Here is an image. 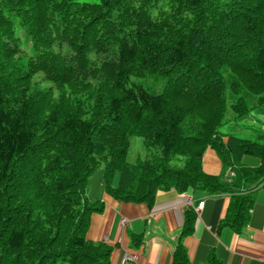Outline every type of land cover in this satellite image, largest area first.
I'll use <instances>...</instances> for the list:
<instances>
[{"label":"trees","instance_id":"trees-1","mask_svg":"<svg viewBox=\"0 0 264 264\" xmlns=\"http://www.w3.org/2000/svg\"><path fill=\"white\" fill-rule=\"evenodd\" d=\"M131 136L150 150L133 164ZM207 148L222 175L203 171ZM101 165L117 201L227 194L219 228L247 225L264 187V0H0V264H110L86 238ZM196 218L172 264H192Z\"/></svg>","mask_w":264,"mask_h":264},{"label":"crops","instance_id":"crops-1","mask_svg":"<svg viewBox=\"0 0 264 264\" xmlns=\"http://www.w3.org/2000/svg\"><path fill=\"white\" fill-rule=\"evenodd\" d=\"M242 163L250 168L261 164L253 156L243 157ZM202 169L210 176L225 172L211 148L204 153ZM91 197L104 204V211L91 216L86 238L112 248L110 264H172L190 209L197 218L192 234L183 242L192 264H205L211 256L221 264H264V187L257 191L248 223L239 233L230 227L219 228L231 203L227 194L210 195L191 188L181 193L172 188L158 192L152 208L145 203L117 201L103 187ZM135 235L143 240L138 247L132 242Z\"/></svg>","mask_w":264,"mask_h":264},{"label":"rangeland","instance_id":"rangeland-1","mask_svg":"<svg viewBox=\"0 0 264 264\" xmlns=\"http://www.w3.org/2000/svg\"><path fill=\"white\" fill-rule=\"evenodd\" d=\"M89 2H96L99 0H85ZM249 122V121H248ZM139 144V148H136L135 146ZM150 150H148L144 143L143 139L139 136H131L130 137V148L128 151V155L126 157L127 162L129 163H135L136 160L138 159H145L147 156H149ZM184 164V158L181 156H177L170 162V167L175 168V167H182ZM104 166L101 165L99 169L94 171V173L90 177L89 185H88V195L91 197V195H96V193H101L102 192V187H103V176H104ZM119 174L120 172L118 170H115L113 173V181L114 183L117 184L119 180ZM115 184V185H116ZM94 192V193H93Z\"/></svg>","mask_w":264,"mask_h":264},{"label":"built area","instance_id":"built-area-1","mask_svg":"<svg viewBox=\"0 0 264 264\" xmlns=\"http://www.w3.org/2000/svg\"><path fill=\"white\" fill-rule=\"evenodd\" d=\"M231 175H233V174H231ZM122 224H123V225H125V224H126V221H125V220H123V221H122ZM126 260H127V259H126Z\"/></svg>","mask_w":264,"mask_h":264},{"label":"clouds","instance_id":"clouds-1","mask_svg":"<svg viewBox=\"0 0 264 264\" xmlns=\"http://www.w3.org/2000/svg\"><path fill=\"white\" fill-rule=\"evenodd\" d=\"M136 148H139V144L137 143V145L135 146Z\"/></svg>","mask_w":264,"mask_h":264}]
</instances>
